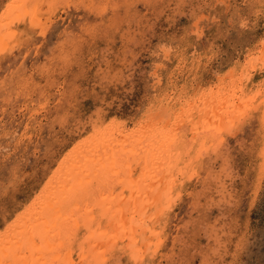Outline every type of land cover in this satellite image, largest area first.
<instances>
[{
    "label": "rangeland",
    "instance_id": "rangeland-1",
    "mask_svg": "<svg viewBox=\"0 0 264 264\" xmlns=\"http://www.w3.org/2000/svg\"><path fill=\"white\" fill-rule=\"evenodd\" d=\"M263 24L264 0H0V233L11 248L0 258L9 264H264ZM162 104L170 105L167 118L151 121L148 115ZM105 131L133 162L104 184L114 211L90 202L94 216L104 213V234L85 235L86 226L67 237L46 234L36 252H26L33 263L19 261L16 249L28 248L20 215L36 205L39 211L42 190L85 143L106 146ZM153 135L165 136L169 150ZM147 141L154 145L149 150ZM133 148L138 153H129ZM143 150L155 153L161 175H170L163 181L176 180L171 203L170 182L163 195L157 179L132 190L126 171L130 166L138 176ZM172 154L179 164H167ZM46 240L61 244L45 250Z\"/></svg>",
    "mask_w": 264,
    "mask_h": 264
},
{
    "label": "bare ground",
    "instance_id": "bare-ground-1",
    "mask_svg": "<svg viewBox=\"0 0 264 264\" xmlns=\"http://www.w3.org/2000/svg\"><path fill=\"white\" fill-rule=\"evenodd\" d=\"M31 1V0H30ZM216 1V0H215ZM34 4V3H33ZM122 4V3H121ZM17 5V4H16ZM28 5V4H27ZM29 7V6H28ZM27 7V8H28ZM110 7V6H109ZM10 8V7H9ZM25 9V8H24ZM37 9V8H36ZM113 9V8H112ZM30 10V9H29ZM33 10V9H32ZM35 10V9H34ZM25 11V10H24ZM27 11V10H26ZM260 11V10H259ZM128 12V11H127ZM262 12V11H261ZM4 13V12H3ZM122 13V12H121ZM257 13V12H256ZM26 14V13H25ZM13 15V14H12ZM27 15V14H26ZM202 18V17H201ZM97 20V19H96ZM197 20H199V19H197ZM196 20V21H197ZM243 20V19H242ZM241 20V21H242ZM202 21V20H201ZM100 22V21H99ZM99 22H97V23H99ZM200 22V21H199ZM198 22V23H199ZM244 22V21H243ZM21 23V22H20ZM85 23V22H84ZM83 23V24H84ZM113 23V22H112ZM116 23V22H115ZM197 23V22H196ZM262 23V22H261ZM260 23V24H261ZM25 24V23H24ZM85 24H87V23H85ZM241 24V23H240ZM245 24V23H244ZM26 25V24H25ZM97 25V24H96ZM242 25V24H241ZM264 25V24H263ZM191 26V25H190ZM17 27H19L18 25H17ZM28 27V26H27ZM26 27V28H27ZM24 27H22V29H23ZM195 28V27H194ZM194 28H193V30H194ZM19 29V28H18ZM28 29H29V27H28ZM94 29V28H93ZM263 29V28H262ZM5 30H7V29H5ZM26 30V29H25ZM24 30V31H25ZM189 30V29H188ZM9 31V30H8ZM31 31V30H30ZM200 31V30H199ZM31 33V32H30ZM195 33V32H194ZM39 34V33H38ZM196 34V33H195ZM200 34V33H199ZM264 34V33H263ZM189 35V34H188ZM1 36V35H0ZM196 37H197V35H195ZM254 36V35H253ZM108 37V36H107ZM200 37V36H199ZM3 38V37H2ZM259 39V38H258ZM6 40H8V39H6ZM6 40H4V41H6ZM264 42V41H263ZM7 44V43H6ZM190 44V43H189ZM259 46V45H258ZM256 48V47H255ZM6 49V48H5ZM259 49V48H258ZM63 72V71H62ZM231 72V71H230ZM250 72V71H249ZM240 73V72H239ZM243 73H245V72H243ZM232 74V73H231ZM236 74V73H235ZM234 74V75H235ZM237 75V74H236ZM247 75H249V74H247ZM228 76H230L231 77V75H228ZM243 76H246V75H243ZM251 77V76H250ZM234 78V77H233ZM225 79V78H224ZM250 79H252V77L250 78ZM251 81V80H250ZM227 81H225V83H226ZM232 82H233V79H232ZM220 83V82H219ZM236 83V82H235ZM249 83V82H248ZM220 86V85H219ZM233 86V85H232ZM212 87H214V86H212ZM218 87V86H217ZM235 87V86H234ZM236 88V87H235ZM223 89V88H222ZM233 89V88H232ZM263 89V88H262ZM214 90H215V88H214ZM256 90V89H255ZM259 90V89H258ZM211 91V90H210ZM219 91H221V90H219ZM257 91V90H256ZM255 91V92H256ZM216 92H217V89H216ZM222 93V92H221ZM224 93V92H223ZM231 93H233V92H231ZM239 93H240V91H239ZM223 95V94H222ZM210 96V95H209ZM229 96V95H228ZM247 96H248V94H247ZM218 97V96H217ZM225 97V96H224ZM261 97V96H260ZM263 97V96H262ZM212 98V97H211ZM220 98V97H219ZM232 98H235L234 96L232 97ZM252 98V97H251ZM251 98H250V100H251ZM195 99V98H194ZM246 99H248V98H246ZM210 100V99H209ZM233 100V99H232ZM242 100H244V99H242ZM253 100V99H252ZM256 100V102H258L257 101V99H255ZM254 100V101H255ZM261 100V99H260ZM229 101V100H228ZM250 102V101H249ZM255 102V103H256ZM47 103V102H46ZM191 104V103H190ZM193 104V103H192ZM224 104V103H223ZM231 105H232V103H230ZM242 104V103H241ZM44 105H46V104H44ZM210 105H211V103H210ZM221 105V104H220ZM256 105V104H255ZM42 106V105H41ZM187 106V105H186ZM204 106V105H203ZM222 106V105H221ZM220 106V107H221ZM236 106V105H235ZM44 107V106H43ZM170 107V105L168 104L167 106H164L163 104H162V106L161 107H159V108H161V109H159V111H158V113H155L154 114V112H153V114H150V115H148L149 117H150V120L151 121H154V120H156V119H159V118H164L165 117V119L167 118L166 116H167V114H168V110L166 109V108H169ZM219 107V106H218ZM162 108H165V109H163L162 110ZM190 108V107H189ZM189 108H188V110H189ZM248 108V107H247ZM158 109V108H157ZM208 109H210V108H208ZM218 109V108H217ZM186 110V109H185ZM198 111V110H197ZM227 111V110H226ZM176 112V111H175ZM174 112V113H175ZM192 111H190L189 113H191ZM208 112V111H207ZM216 112H218V110L217 111H215V113ZM149 113H151V112H149ZM173 113V112H172ZM188 113V112H187ZM193 113V112H192ZM224 113H225V111H224ZM227 114V113H226ZM182 115V114H181ZM185 115H187V114H185ZM184 115V116H185ZM183 116V117H184ZM214 116V115H213ZM175 117H177V116H175ZM234 117V116H233ZM227 118V117H226ZM225 119V118H224ZM147 120V119H146ZM146 120H145V122H146ZM161 120V119H160ZM170 120V119H169ZM171 120H173V119H171ZM183 119H181V121H182ZM208 120V119H207ZM148 121V120H147ZM203 121V120H202ZM212 121V120H211ZM174 122V121H173ZM220 122V121H219ZM143 123V122H142ZM150 123H152V122H150ZM204 123V122H203ZM229 123V122H228ZM115 124V123H114ZM153 124V123H152ZM195 124V123H194ZM208 124H209V122H208ZM166 125V124H165ZM169 125V124H168ZM55 126V125H54ZM147 126H149V125H147ZM147 126H146V128H147ZM176 126H178V125H176ZM194 126V125H193ZM221 126H222V124H221ZM230 126V125H229ZM231 126H233V124L231 125ZM106 127V126H105ZM156 127V126H155ZM165 127L166 126H162V128H159L160 130L162 129L163 131L165 130ZM170 127V126H169ZM141 128V127H140ZM146 128H145V130H146ZM213 128V127H212ZM154 129V128H153ZM169 129V128H168ZM171 129H173V128H171ZM190 129V128H189ZM206 129V128H205ZM211 129V128H210ZM120 130V129H119ZM208 130V129H207ZM206 130V131H207ZM218 130H219V128H218ZM141 131V130H140ZM142 131H144L143 130V128H142ZM141 131V132H142ZM155 131V130H154ZM157 131V135H158V133H159V131L158 130H156ZM179 131V130H178ZM140 132V133H141ZM213 132V131H212ZM252 132V131H251ZM97 133V132H96ZM136 133V132H135ZM174 133V132H173ZM102 134H103V136L105 137L106 135H107V132L105 131V132H102ZM137 134V133H136ZM180 134V133H179ZM128 135V134H127ZM131 135V134H130ZM155 136V135H153V136H155L154 138L157 140V138H158V136ZM183 135V134H182ZM122 136H123V134H122ZM151 136V135H150ZM179 136V135H178ZM209 136V135H208ZM100 137V136H99ZM103 137V138H104ZM109 137V136H108ZM115 137V136H114ZM124 137H126V135L124 136ZM131 137H132V135H131ZM97 138V137H96ZM130 138V137H129ZM129 138L127 139V140H129ZM171 138V137H170ZM206 138H207V136H206ZM124 139H126V138H124ZM150 139H152V138H150ZM159 139H161V140H159L160 142L162 141V145L163 146H165V148L168 146V150H169V143H165V139H166V137L165 136H162L161 135V137H159ZM86 140V139H85ZM104 140H106V137L104 138ZM131 140V139H130ZM143 140H145V139H143ZM152 140H154V139H152ZM151 140V141H152ZM167 140V139H166ZM95 141V140H94ZM98 141V140H97ZM118 141V140H117ZM125 141V140H124ZM158 141V140H157ZM156 141V142H157ZM158 141V142H159ZM207 141V140H206ZM210 141V140H209ZM215 141V140H214ZM213 141V142H214ZM217 141V140H216ZM101 142V141H100ZM99 142V143H100ZM107 142H109V141H105L104 143H106V146L105 145H103V147L101 148V147H98L97 145H99V144H97L96 146H93L92 145V143H91V141L90 142H88L87 144L85 143L84 144V146L82 147V149H80V151L79 152H76V153H78V154H76L73 158H72V156L70 157L71 158V161H67V162H65L66 164H63L64 165V167H63V165H62V169H64V172H60V173H58V175H56L55 177L57 178V180L56 181H54L55 183L54 184H48L50 187H47V188H45V189H43L42 190V192H41V194H43V196H44V201H43V203H41L40 202V204L41 205H39V211H36V208L38 207V205H36L35 207H33V208H31L30 209V212H28V214L26 213L25 215H20V217H19V220H18V222L23 226V230H21V232H23V233H21V234H23V238H21V239H23L24 240V243L22 242L23 240H21L20 242L21 243H23V245H27V250H23V248L21 249V250H17L16 249V251H18V253H16L17 254V256H18V258H19V261H22L23 259H26L27 260V258H28V262H30L31 261V259H29L30 257L28 256L27 257V254H31L32 252H29V253H27L26 254V252H28V250L30 249L31 251H34V252H36V248L39 246V244H36V242L38 243V237H44L46 234L47 235H50V233H51V235H56V236H63V235H66V237H67V235H72V233H75V232H77V230L79 229V228H81V227H88V228H90L89 229V233H85V235L86 234H88V236H93V235H96V234H98V235H103L104 234V231H103V229H102V220H104L105 219V217H103L104 216V213H99V215H96V216H94L91 212V209H93V207L91 208L90 207V202H95L96 203V205L95 206H97L96 208H103V211L105 212V211H114V210H112V209H114V208H117L118 206H113V205H111V204H109V202H106L107 201V198L105 197V195H104V193H105V190H107V189H105L104 188V184L108 181V182H110L109 181V179H110V177H116L121 171H122V166H126V164H128L129 162H131L132 160H131V158H130V156H129V154H127L128 152H127V150L126 149H120V146H123V145H121V143L120 144H117V143H113L114 141H112L111 143L109 142L108 144H107ZM139 142V141H138ZM137 142V143H138ZM143 142H145V141H142V145H143ZM150 141H147V143H149ZM159 142V143H160ZM188 142V141H187ZM202 142H204L205 143V141H201V144H202ZM208 142V141H207ZM211 142V141H210ZM210 142H208V143H210ZM229 142V141H228ZM98 143V142H97ZM103 143V142H102ZM132 143H134V141H132ZM136 143V144H137ZM146 143V145H147V149L149 150L150 148H152L154 145H152V147H151V144L152 143H149V144H147ZM155 143V142H154ZM158 143V144H159ZM223 143V142H222ZM126 144V143H125ZM139 144V143H138ZM141 144V143H140ZM211 144V143H210ZM210 144H209V146H210ZM101 145V144H100ZM135 147H137L136 145H135V143L133 144ZM160 145V144H159ZM159 145H157V146H159ZM204 145V144H203ZM205 145H206V143H205ZM208 145V144H207ZM217 145H219V144H217ZM144 146V145H143ZM156 146V145H155ZM202 146V145H201ZM209 146H207L208 148H210V149H212V147L213 146H211V147H209ZM125 147H127V146H125ZM131 147V146H130ZM140 147V146H139ZM138 147V148H139ZM192 147V146H191ZM217 147V146H216ZM221 147V146H220ZM100 148V149H99ZM122 148H124V147H122ZM129 148V147H128ZM137 148V149H138ZM164 148V147H163ZM162 148V149H163ZM206 148V147H205ZM224 148V147H223ZM134 149V150H133ZM133 149H130V151H129V153H138V150L137 149H135V148H133ZM140 149H141V147H140ZM145 149V148H144ZM184 149V148H183ZM188 149V148H187ZM218 149V148H217ZM216 149V150H217ZM153 150V152H154V149H152ZM163 150H165V149H163ZM209 150V149H208ZM162 151V150H161ZM175 151V150H174ZM174 151H172V152H174ZM182 151V150H181ZM211 151V150H210ZM218 151V150H217ZM216 151V152H217ZM74 152V151H73ZM73 152H71V153H73ZM143 152L145 153V158H144V161H143V166H142V170L140 171V173L138 174V176L137 177H134L133 176V173L131 172L132 171V168L129 166L128 167V173H127V171H126V174H127V179H129V183H130V185L132 184L133 185V188L134 187H136V189L134 188H132V190L134 191L135 190V194H137L136 193V191L138 190V187L140 186V181H145L146 183H147V186H146V188H149V187H151V183H153L154 182V184H155V182H156V179L157 180H160V182L162 183V185H161V187H160V189L157 191V193H158V195H163L164 194V192H163V189H162V186L163 185H165V184H167L168 182H170L169 184H170V189H169V194H168V200L170 201V203H171V201L173 200V197L170 195V194H172L173 195V192H174V187L176 186L175 185V182L174 181H176L175 179H174V181H173V179L171 178L170 179V181H163V179L164 178H167L168 176H170L169 174H166V175H161V171L160 170H156V162H155V160L157 161L158 159H156L155 158V153H153V154H151L150 153V156H149V154L148 153H146V150H143ZM160 152V151H159ZM170 152V151H169ZM176 152H178V153H176L179 157H180V153H179V151H176ZM163 153V152H162ZM164 153H166V152H164ZM157 154V153H156ZM171 154V153H170ZM176 154H172V155H169V157H166L167 159H166V161H167V164L168 165H171V163L174 161L175 162V165L176 164H179V162H180V158L178 157V156H175ZM195 154V153H194ZM205 154V153H204ZM208 154H209V152H208ZM207 154V155H208ZM154 155V156H153ZM165 156V155H164ZM167 156V155H166ZM182 156V155H181ZM154 157V158H153ZM157 157V156H156ZM189 157V156H188ZM65 158H66V156H65ZM64 158V160H66ZM162 158H163V156H162ZM152 159H154V161L152 160ZM67 160H68V157H67ZM135 160H137L136 158H135ZM184 160V159H183ZM225 160V159H224ZM142 161V160H141ZM206 161V160H205ZM133 162V161H132ZM131 162V163H132ZM162 162V161H161ZM173 162V163H174ZM126 163V164H125ZM62 164V163H61ZM123 164V165H122ZM134 164L137 166V165H139V162H136L135 163V161H134ZM185 164V163H184ZM192 164V163H191ZM227 164V163H226ZM4 165V164H3ZM129 165H130V163H129ZM174 165V164H173ZM208 165V164H207ZM60 167V166H59ZM174 167V166H173ZM188 167V166H187ZM202 167V166H201ZM153 168H155V170L153 169ZM158 168H160V165L158 166ZM162 168V167H161ZM186 168V167H185ZM2 169V168H1ZM123 170H124V172H125V168H123ZM162 171H164V170H166V168L165 167H163L162 169H161ZM189 170V169H188ZM187 171V170H186ZM116 172V173H115ZM228 172V171H227ZM12 173V172H11ZM174 173V172H173ZM201 173V172H200ZM211 176V175H210ZM118 177H120V176H118ZM195 177V176H194ZM169 178V177H168ZM174 178V177H173ZM201 178V177H200ZM196 179V178H195ZM215 179V178H214ZM120 181H121V179H120ZM216 181V180H215ZM144 182V183H145ZM143 183V182H142ZM227 183V182H226ZM107 184V183H106ZM158 184V183H157ZM168 184V185H169ZM230 185V184H229ZM111 186V185H110ZM149 186V187H148ZM185 187V186H184ZM188 187H189V185H188ZM218 187V186H217ZM225 187V186H224ZM49 188H50V190H49ZM143 189H145V188H143ZM186 189V188H185ZM184 189V190H185ZM49 190V191H48ZM187 190V189H186ZM48 191V192H47ZM120 191H122V190H120ZM47 192V193H46ZM141 192V191H140ZM148 192V191H147ZM188 192V191H187ZM40 193V192H39ZM110 193H111V190H110ZM114 194V193H113ZM130 194V193H129ZM149 194V193H148ZM147 194V195H148ZM189 194V193H188ZM193 194V193H192ZM139 195V194H138ZM156 195V194H155ZM177 195V194H176ZM120 196H122V195H120ZM136 195H132V197H135ZM171 196V197H170ZM193 196V195H192ZM109 197V196H108ZM141 197V196H140ZM144 196H143V193H142V198H143ZM149 197V196H148ZM110 198V197H109ZM124 198V197H123ZM136 198H137V196H136ZM136 198H135V200H136ZM129 199H130V197H129ZM175 199H177V198H175ZM106 200V201H105ZM120 200V199H119ZM139 200V199H138ZM141 200H143V199H141ZM154 200V199H153ZM144 201H147V200H144ZM139 202H141L140 200H139ZM129 203H130V201H129ZM35 204V203H34ZM33 204V205H34ZM132 204H133V202H132ZM132 204H130V205H132ZM136 203H134V205H135ZM169 204V203H168ZM113 206V207H112ZM120 206V205H119ZM136 206V205H135ZM135 206H131V207H135ZM148 206V205H147ZM125 206H120V208H118L120 211H122L121 209H123ZM142 207V206H141ZM112 208V209H111ZM144 208V207H143ZM117 209V210H118ZM124 209H126V211H128L127 210V208L125 207ZM133 209V208H132ZM156 209V208H155ZM154 209V210H155ZM32 210V211H31ZM36 212H35V211ZM100 210V209H99ZM129 210H131V209H129ZM136 210V209H135ZM116 211V210H115ZM117 212V211H116ZM137 212V211H136ZM141 212V211H140ZM122 213H124V211L122 212ZM121 213V214H122ZM126 213V212H125ZM142 213V212H141ZM112 214V213H111ZM127 215V214H126ZM135 215H137V214H135ZM142 216V215H141ZM121 217V216H120ZM125 217V216H124ZM134 216H132V218H133ZM143 217V216H142ZM141 217V218H142ZM131 218V217H130ZM140 218V217H139ZM140 218V219H141ZM123 220H125V219H123ZM131 221V220H130ZM143 222V221H142ZM121 223V222H120ZM120 223H118V224H120ZM121 226H122V224H120ZM171 225V224H170ZM177 225V224H176ZM12 226V225H11ZM16 226H17V224H16ZM19 226V225H18ZM128 226V225H127ZM129 226H130V224H129ZM128 226V227H129ZM124 227V226H123ZM122 227V228H123ZM130 227H134V224H133V226H130ZM163 227V226H162ZM167 227V226H166ZM15 228V227H14ZM22 228V227H21ZM121 228V229H122ZM164 228H165V226H164ZM10 229H13V226H12V228H10ZM10 229H9V231H10ZM17 229V228H16ZM15 229V230H16ZM19 229V228H18ZM17 229V230H18ZM83 229V228H82ZM120 229V230H121ZM124 229V228H123ZM134 229V228H133ZM76 230V231H75ZM115 230H116V228H115ZM159 230V229H158ZM177 230V229H176ZM141 231V230H140ZM157 231V230H156ZM11 233H12V231H10ZM14 232V231H13ZM18 232H20L19 230H18ZM82 232V231H81ZM166 231H164V233H165ZM83 233V232H82ZM123 233H125V232H123ZM164 233H163V235H164ZM10 234V233H9ZM127 234H132V233H127ZM166 234V233H165ZM7 235V234H6ZM11 235V234H10ZM54 235V236H55ZM97 235V236H98ZM105 235H106V233H105ZM121 235H124V234H121ZM132 235H134V234H132ZM131 235V236H132ZM84 236V234L82 235V237ZM131 236H130V238H131ZM2 236H1V233H0V238H1ZM34 237H36L37 239H34ZM46 237V236H45ZM114 237V236H113ZM162 237V236H161ZM10 238V237H9ZM72 238V237H71ZM92 238V237H91ZM165 238V237H164ZM176 238V237H175ZM206 238V237H205ZM74 239V238H73ZM81 239H83V238H81ZM133 239V238H132ZM1 240H2V238L0 239V257L2 256V255H8V254H6V252H11L10 251V249L11 248H9V247H7V246H3L2 245V243H1ZM19 240H20V238H19ZM43 240V239H42ZM56 240V239H55ZM60 240V239H59ZM63 240V239H62ZM11 241V240H10ZM135 241H137V240H135ZM158 241V240H157ZM9 242V241H8ZM69 242V241H68ZM76 242V241H75ZM10 243V242H9ZM58 243V242H57ZM52 243V242H48L47 240L46 241H44V246H45V250H47V249H49V250H51V249H57L58 248V246H59V244H61V243ZM80 242H78V244H79ZM144 243V242H143ZM148 243H151V242H148ZM72 244H73V242H72ZM77 244V243H76ZM95 244V243H94ZM5 245V244H4ZM6 245H9V244H6ZM23 245H21V247L23 246ZM97 245V244H96ZM106 245V244H105ZM20 246V245H19ZM19 246H17V247H19ZM80 246V245H79ZM70 247H71V245H70ZM14 248V247H13ZM12 248V249H13ZM78 248V247H77ZM15 249V248H14ZM13 249V250H14ZM103 249V248H102ZM101 249V250H102ZM82 250V249H81ZM85 250V249H84ZM84 250H83V252H84ZM69 251H70V249H69ZM68 251V252H69ZM79 251V250H78ZM89 251V250H88ZM137 251V250H136ZM8 252V253H9ZM64 252H65V250H64ZM67 252V253H68ZM13 253V252H12ZM81 253V252H80ZM29 254V255H30ZM55 255H56V253H54ZM69 254V253H68ZM85 254V253H84ZM110 254H112V253H110ZM141 254H142V252H141ZM25 255H26V257H25ZM42 255V254H41ZM55 255H53V256H55ZM146 255H148V254H146ZM11 256V255H10ZM30 256H32V254L30 255ZM84 256V255H83ZM82 256V257H83ZM88 256V255H87ZM86 256V257H87ZM121 256V255H120ZM141 256H143V255H141ZM56 257V256H55ZM144 257V256H143ZM148 257V256H147ZM5 258V257H4ZM1 259V263L0 264H9L7 261H6V259H7V257H6V259ZM53 258V257H52ZM9 259V258H8ZM83 259V258H82ZM105 259H106V257H105ZM131 259V258H130ZM32 262V261H31ZM41 262H42V264H44V262L41 260ZM217 262V261H216ZM33 263V262H32ZM61 263V262H60ZM100 263V262H99ZM11 264V263H10ZM28 264H30V263H28ZM41 264V263H40Z\"/></svg>",
    "mask_w": 264,
    "mask_h": 264
}]
</instances>
